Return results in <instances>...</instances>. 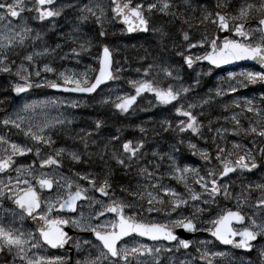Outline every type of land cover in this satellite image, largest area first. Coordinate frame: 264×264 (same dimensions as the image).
Segmentation results:
<instances>
[{
    "label": "snow or ice",
    "instance_id": "snow-or-ice-1",
    "mask_svg": "<svg viewBox=\"0 0 264 264\" xmlns=\"http://www.w3.org/2000/svg\"><path fill=\"white\" fill-rule=\"evenodd\" d=\"M109 2L110 10L104 0H0V73L12 78L8 91L16 94L11 100L0 99V104H7L0 108V201L10 202L7 208L0 204L3 264H256L247 250L256 252L259 264H264V175L259 182L249 179L264 169V91L259 98L237 95L223 105L228 115L197 111L247 84L264 85V0ZM72 10L76 15L69 16L65 31L57 18ZM109 13L122 23L121 32L156 38L140 49L143 54L138 52L140 66L131 69L135 79L121 77L123 69L117 67L128 58L114 60L116 50L99 43L107 39ZM211 27L234 33L235 38L218 40L199 33ZM93 41L99 51L98 70L91 64L80 70ZM200 47L207 51L196 54ZM169 53L180 58L179 66ZM240 60L256 61L261 70L242 72L238 79L229 72L228 81L218 85L214 95L210 91L187 100L198 81L182 82L179 73L184 66ZM68 62L76 67H68ZM122 79L130 86L128 92L119 87ZM168 80L166 87L160 86ZM106 83L114 85L107 93L102 91ZM41 87L92 94L93 107L110 106L120 113L130 112L141 94H152L155 104L172 107L176 118L159 120V128L135 125L139 134L128 139L119 129L103 136L106 125L101 118L74 130V117L55 111L63 98L20 102L21 96H31L30 90ZM77 103L69 101L72 108ZM182 147L203 163H181L187 159ZM232 177L240 183L235 185ZM221 198L234 207L208 221L207 230L222 245L245 252L235 257L227 250L202 247L197 249V262L187 252L194 242L178 236L176 229L195 232L200 216L210 214ZM77 208L87 209V215H76ZM54 211L65 216L52 217ZM109 213L111 221L92 223ZM151 213H164L166 218L143 223ZM65 224L87 229L95 238L94 244L77 240L82 258L37 254L65 246L70 239ZM142 237L151 243L138 242ZM258 238L262 242L257 249ZM182 255L186 258L180 259Z\"/></svg>",
    "mask_w": 264,
    "mask_h": 264
},
{
    "label": "rangeland",
    "instance_id": "rangeland-1",
    "mask_svg": "<svg viewBox=\"0 0 264 264\" xmlns=\"http://www.w3.org/2000/svg\"><path fill=\"white\" fill-rule=\"evenodd\" d=\"M83 2H87V0H83ZM212 3H215V0H212ZM104 4L110 10L111 4L109 0H104ZM75 15H76L75 10H72L71 12H67L65 15H63L62 18H57L56 23L66 31L69 16L74 18ZM45 27H48V25H45ZM91 27H94V25H92L90 22V28ZM120 28L121 26L118 25L117 22L111 18V15L109 13L108 22L106 25V31H107V38L108 40H110L109 41L110 46L116 50L113 55V59L123 61L125 57H127L129 62L117 65V67H122L123 69V71L120 73L121 77L135 79L136 76L133 72H130L131 69L130 71H127L128 68H131L130 67L131 57L135 58L136 60V62H134L135 64L134 68L139 67L140 65L137 62L138 52H140L141 48L150 47L148 42L153 41L156 38L153 37L150 33L143 34V35H133V36L126 35L124 32L120 31ZM208 29H207V32L205 33L204 29L201 28L199 30V33L208 35L209 38H211L213 30L209 34ZM95 30L97 32L99 31L98 28ZM84 31L90 34L89 28H85ZM54 35L55 33H53V36ZM197 38H199V34ZM93 45L94 46L91 49H89V52L85 54V58L81 61L80 70H82V68L88 64H91L93 69L97 68V60L95 59V57H98V52H97L95 41H93ZM176 51L178 52L180 51V49L177 48ZM206 51L207 49L200 47L199 49H197L196 54H204ZM140 54H143V53L140 52ZM169 55L173 57L172 63H176L179 66L180 58L176 57L175 53H169ZM59 66L63 67L64 65L61 64ZM68 67L75 68L76 67L75 62H68ZM247 71H259V69L254 66L240 65V66L233 67L227 70L215 71L209 64L202 63V64H196L192 68H186L184 66L179 74L181 76L182 82L186 85L190 84L192 79H195L198 81V86L195 89L194 93L191 96L187 97V100L191 102L193 100V97L203 98V96L209 93L210 91L214 95L215 88L218 85H220L222 82L226 83L228 81L229 78L227 74L229 72L234 73L235 77L238 79L240 73L247 72ZM48 78L54 79L55 77L50 75ZM11 79L12 78L9 77L8 74L0 73V99L8 98L9 100H11L14 98V96L10 94V92L8 91V82ZM157 79L160 80L159 77H157ZM168 83H171V81L170 80L161 81L160 86L166 87ZM113 87H114L113 84H106L105 87L102 89V91L107 93V91L109 89H112ZM119 87L124 92H128L130 88V86L127 85L126 81L123 79L120 81ZM262 91H264V87L259 82L257 84H247L243 88H238L237 93L226 94L225 97H215V100L211 105H209L207 108H205V106H200V108L197 109V111L211 112L212 116L228 115V112L223 108V105L229 104V102L235 99L237 95L239 97H246V98H251L253 95H255L257 96V98H259V94ZM31 92L33 93L31 96H28V97L21 96L20 102H22L24 99H35V98H41V97L55 96V97L63 98L64 103L60 105L58 108H56L55 111L63 112L65 115L74 117L73 124L71 125V127L74 130L80 129V128H86V126L90 124L94 118H96L90 115L89 112L94 108H102L99 106L93 107L92 100L90 98L87 99V97L83 95L57 93V92H53L49 88H43V87L32 89ZM112 95L116 96L118 95V93L113 91ZM98 98L99 97H97V99ZM189 98H192V100L190 101ZM69 101H78L79 103H77V106L75 108H72L71 105L69 104ZM134 103H135V107H133L132 110L128 113H120L118 111H113L110 106L105 108L109 111L108 113L112 112L113 114H118L119 115L118 118L119 117L124 118L123 123L121 124L118 123L119 132L123 137L125 135H130L131 137L133 135H138L139 134L138 129L135 128V125H141L142 127H146V128H151L153 126L159 128V124H158L159 120L165 119V118L166 119L176 118L175 113L173 112V108L168 105L155 104L154 97L152 96V94H141V96L137 97V100ZM0 106L5 108L7 104L6 103L0 104ZM106 119L108 120V118ZM128 123H132V124H128ZM108 129H109V126H107L104 133H102L103 136L106 137L109 132H111L114 135L117 130V129L115 130H108ZM229 136H232V135L229 134ZM229 136H228V139L230 141L233 140V138H229ZM124 138L128 139L127 137H124ZM187 138L188 137H185V139ZM93 139H96V137H93ZM161 150L163 151L166 149L162 148ZM185 157H187V159H184V161L182 160L181 163H188L194 167L197 165L195 161L199 157L191 155L190 152ZM23 161L26 162V160H23ZM213 162L215 163V161ZM177 191H182V188L178 187ZM0 204H3L2 201H0ZM230 207H234V205L224 200L223 198H221L220 201L216 202V204H213V206L210 208L209 210L210 214H205V215L200 216L199 220L197 221V225H196L197 234L192 239L194 243L192 244V247L187 251L191 259L196 260L197 262L199 261V253L197 252V249L202 248V247L203 248L211 247L213 251L227 250L230 253H232V255L235 257H240L241 255H243L241 253L232 251L230 248L222 247L207 233L208 232L207 229L210 226L209 223L207 222L210 220H213L217 214L221 213L222 210H226ZM245 211H247V209H245ZM184 214L187 215V212H185ZM147 215H151L150 219L155 222L164 221V219L166 218L164 213H151ZM77 240H79L81 244H83L84 241H91V240H88L82 237L78 238ZM201 241L205 243L201 245L200 243ZM128 243H130V241L126 242V244ZM259 246H260V243L256 245L257 249L259 248ZM76 251L77 253H81L82 250L76 248ZM253 253H254L253 255L249 254L250 257L256 261V264H259V259H257L255 256L256 252H253ZM37 254L41 255L39 252ZM79 258H82V255L78 256L76 254L74 261ZM185 258L186 257L183 255L180 257V259H185Z\"/></svg>",
    "mask_w": 264,
    "mask_h": 264
},
{
    "label": "flooded vegetation",
    "instance_id": "flooded-vegetation-1",
    "mask_svg": "<svg viewBox=\"0 0 264 264\" xmlns=\"http://www.w3.org/2000/svg\"><path fill=\"white\" fill-rule=\"evenodd\" d=\"M229 138H233V136H229ZM30 159V158H29ZM197 164H200V159L198 158L196 161H195ZM18 163L22 164V163H27L24 162L23 160H18ZM203 163V162H202ZM205 167H207V165H205ZM261 175H264V169L262 170H259L257 172H255L251 177H249V179L251 180H254V181H257V178ZM232 180L234 182L235 185H238L240 183V179L237 178V177H232ZM91 195V193H89ZM44 196H47L48 193L47 191H45L43 193ZM2 205L4 208H7L9 207L10 205V202H6V201H2ZM95 207V206H93ZM81 211L85 212V214L87 215L88 213V210L87 209H83V208H77L76 209V215H80ZM56 215H61V216H65V213L64 212H53L52 213V217H55ZM70 215V213H69ZM149 217H151V215H147L145 214L144 218H143V221L142 222H148V223H162L163 221H159V222H155L153 220H151ZM67 218V217H65ZM113 219V216L112 214H105L102 218H95L92 220V223L93 224H101L102 221H111ZM30 221L24 225L25 228H29V225H30ZM63 227V230L67 233V234H71V231L74 230V235L70 237V239L68 241L65 242V246L63 248H56V249H53L51 247H47V248H44L42 250L39 251V253L41 255H54V256H66L68 258V260L70 261H74V258L77 254V251H76V240L78 238H86L88 240H91L92 243H95V238L92 237L90 235V232L87 230V229H77V228H74L72 227L71 225L69 224H65L62 226ZM124 240V243L128 242V240L126 239H122ZM140 243H151V241L149 240H146L144 238H139V241ZM3 258H4V253H0V264H3Z\"/></svg>",
    "mask_w": 264,
    "mask_h": 264
},
{
    "label": "water",
    "instance_id": "water-1",
    "mask_svg": "<svg viewBox=\"0 0 264 264\" xmlns=\"http://www.w3.org/2000/svg\"><path fill=\"white\" fill-rule=\"evenodd\" d=\"M117 22H118L119 25L123 26L120 21H117ZM126 33L127 34H135V33H142V32L137 31V32H132V33H128V32H126ZM214 35L218 38V40H223L225 37L231 39L230 36H229V32L227 30H223L222 32L218 33V32H216V29H215ZM231 35H233L235 37L234 33H231ZM197 62H207V63H209L208 61H197ZM240 64H252V65H256L257 67L261 68V66L256 61H251V60L230 61V62H228L226 64H221V65H211L210 64V65L212 67H214L216 70H220L222 68H230V67H234V66H237V65H240ZM97 70H98V68H97ZM52 90L65 92L63 89H59V90L52 89ZM14 95H16V94H14ZM86 95H90V94H86ZM232 223L236 224V222H232ZM176 234L178 236H180L181 238L190 240V238L194 236L195 232H186L183 229H176ZM209 234L211 235L210 232H209ZM143 238L148 239L147 237H143ZM258 240H259V238L257 239V241ZM228 246H231V245H228ZM236 250H241V249H236ZM242 251H245V250H242ZM247 251H251V250H247Z\"/></svg>",
    "mask_w": 264,
    "mask_h": 264
},
{
    "label": "bare ground",
    "instance_id": "bare-ground-1",
    "mask_svg": "<svg viewBox=\"0 0 264 264\" xmlns=\"http://www.w3.org/2000/svg\"><path fill=\"white\" fill-rule=\"evenodd\" d=\"M130 36H133V35H130ZM109 41L108 38L107 39H104V42L101 40L99 43L100 44H109ZM137 51V50H136ZM134 62H136L135 58L131 57V61H130V67L131 68H128L127 71H130V69L134 68L135 64ZM132 72V71H130ZM31 91V90H30ZM92 94L86 96L87 99L91 97ZM189 100L191 101L192 98H189ZM109 111L105 108H94L92 109L89 114L96 117V118H101V119H104L105 120V129L107 128V126H109V129L108 130H115V129H119V124L123 123L124 122V118L122 117H119L118 118V114H113L112 112L111 113H108ZM108 118V120L105 118ZM128 124H132V123H128ZM124 137H127V138H131L130 135H125ZM170 142V141H168ZM193 142H196L195 140ZM187 150H182V153L184 156H186L187 154ZM184 161V160H183Z\"/></svg>",
    "mask_w": 264,
    "mask_h": 264
},
{
    "label": "trees",
    "instance_id": "trees-1",
    "mask_svg": "<svg viewBox=\"0 0 264 264\" xmlns=\"http://www.w3.org/2000/svg\"><path fill=\"white\" fill-rule=\"evenodd\" d=\"M213 29H214V27L209 28L208 33L210 34ZM102 41L104 42V40H102Z\"/></svg>",
    "mask_w": 264,
    "mask_h": 264
}]
</instances>
